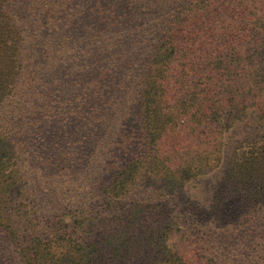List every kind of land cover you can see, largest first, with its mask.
<instances>
[{
    "label": "trees",
    "instance_id": "16d2710c",
    "mask_svg": "<svg viewBox=\"0 0 264 264\" xmlns=\"http://www.w3.org/2000/svg\"><path fill=\"white\" fill-rule=\"evenodd\" d=\"M0 264H264V0H0Z\"/></svg>",
    "mask_w": 264,
    "mask_h": 264
},
{
    "label": "rangeland",
    "instance_id": "374dc122",
    "mask_svg": "<svg viewBox=\"0 0 264 264\" xmlns=\"http://www.w3.org/2000/svg\"><path fill=\"white\" fill-rule=\"evenodd\" d=\"M255 128L256 125L254 123V120L252 116L249 115L247 118L236 122L230 129H228L225 136V153H227L226 155L232 153L239 144L245 141H250L256 131ZM212 180H214V177L210 175L202 178L201 180H197L195 185L190 186V189H188V193L186 188V194L184 196L175 198L177 211L180 214L181 220H183L184 222L185 220H187V213L189 215H193V218H196V216L201 213V210L204 211L209 206V203L207 202L211 201L210 198L213 191L220 185L218 184V180H216V182L212 184ZM34 188V191L40 192V188L38 186ZM188 196L189 199H187ZM187 204H189L188 209ZM54 205L55 203L53 200H51L50 196L41 191L40 193H38L37 198L35 196H31L29 202L30 213H32V217L34 218L37 216L35 214L36 211L41 214H49L52 210V206ZM50 219L51 218L48 215L43 217V221L46 223L48 222V220L50 222H54V220ZM200 221L203 223L205 222L203 218ZM204 226L205 225H203L202 227Z\"/></svg>",
    "mask_w": 264,
    "mask_h": 264
}]
</instances>
